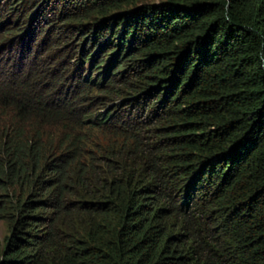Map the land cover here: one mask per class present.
Wrapping results in <instances>:
<instances>
[{"label": "trees", "instance_id": "16d2710c", "mask_svg": "<svg viewBox=\"0 0 264 264\" xmlns=\"http://www.w3.org/2000/svg\"><path fill=\"white\" fill-rule=\"evenodd\" d=\"M0 8V264H264V0Z\"/></svg>", "mask_w": 264, "mask_h": 264}, {"label": "rangeland", "instance_id": "374dc122", "mask_svg": "<svg viewBox=\"0 0 264 264\" xmlns=\"http://www.w3.org/2000/svg\"><path fill=\"white\" fill-rule=\"evenodd\" d=\"M0 10L2 11V9L0 8ZM0 11V12H1ZM50 13V14H49ZM48 13V20L50 21V23H49V21H44V25H51L52 24V22H53V18H54V13H52V12H49ZM40 15H42V13H40ZM2 20V17H1V14H0V21ZM46 22V23H45ZM1 23V22H0ZM49 27V26H48ZM46 36H49L48 37V45H46V46H43L42 44H41V40H40V38H39V40L37 39L34 43H33V46L32 45H30V47H26L27 48V50H29V51H31L32 50V53H31V56L30 57H32L33 58V56L35 55V53L37 52V51H39L42 55V57H44V60L46 59V57L49 55L48 53L50 52V50H51V47H53V42H51L50 40H51V38L52 37H50V35H48V34H45L44 35V38L46 37ZM51 36H56V35H51ZM39 41V42H38ZM29 48H31V49H29ZM29 55V52L27 53V54H25L24 55V57L25 56H28ZM7 57H8V55L7 54H4V55H1L0 54V66H1V63H2V61L4 60V61H6V59H7ZM16 60H17V63L19 62V56L18 57H16ZM3 64V63H2ZM6 234H7V228H6V225L3 223V222H0V237L3 239V238H5V236H6Z\"/></svg>", "mask_w": 264, "mask_h": 264}]
</instances>
